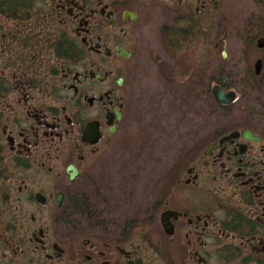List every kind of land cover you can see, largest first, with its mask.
<instances>
[{"label": "flooded vegetation", "instance_id": "obj_1", "mask_svg": "<svg viewBox=\"0 0 264 264\" xmlns=\"http://www.w3.org/2000/svg\"><path fill=\"white\" fill-rule=\"evenodd\" d=\"M150 32L184 39L218 119L128 217L97 169ZM0 264H264V0H0Z\"/></svg>", "mask_w": 264, "mask_h": 264}, {"label": "rangeland", "instance_id": "obj_2", "mask_svg": "<svg viewBox=\"0 0 264 264\" xmlns=\"http://www.w3.org/2000/svg\"><path fill=\"white\" fill-rule=\"evenodd\" d=\"M192 59L182 50L173 53L163 35H144L134 82L137 105L123 142L97 169L104 186H123L128 217L163 196L170 171L200 137L198 130L216 125L218 110L212 99L200 101L196 83H189V65L199 71L195 56Z\"/></svg>", "mask_w": 264, "mask_h": 264}, {"label": "trees", "instance_id": "obj_3", "mask_svg": "<svg viewBox=\"0 0 264 264\" xmlns=\"http://www.w3.org/2000/svg\"><path fill=\"white\" fill-rule=\"evenodd\" d=\"M169 40V49L172 51V52H175V51H179L180 49L183 48L184 46V39L182 38H178V36H170L168 38Z\"/></svg>", "mask_w": 264, "mask_h": 264}, {"label": "water", "instance_id": "obj_4", "mask_svg": "<svg viewBox=\"0 0 264 264\" xmlns=\"http://www.w3.org/2000/svg\"><path fill=\"white\" fill-rule=\"evenodd\" d=\"M124 56H127V55L125 54ZM119 83H121V80L119 81ZM213 95H214L215 101L218 103H227L229 101L224 98L225 96L217 88L213 89Z\"/></svg>", "mask_w": 264, "mask_h": 264}]
</instances>
